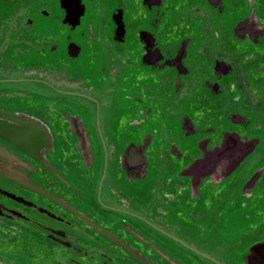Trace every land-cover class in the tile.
I'll use <instances>...</instances> for the list:
<instances>
[{
    "label": "flooded vegetation",
    "instance_id": "af4514ba",
    "mask_svg": "<svg viewBox=\"0 0 264 264\" xmlns=\"http://www.w3.org/2000/svg\"><path fill=\"white\" fill-rule=\"evenodd\" d=\"M0 264H264V0H0Z\"/></svg>",
    "mask_w": 264,
    "mask_h": 264
},
{
    "label": "water",
    "instance_id": "95a60500",
    "mask_svg": "<svg viewBox=\"0 0 264 264\" xmlns=\"http://www.w3.org/2000/svg\"><path fill=\"white\" fill-rule=\"evenodd\" d=\"M16 117V116H15ZM19 125L17 127H10V123L7 124V127H5L4 125L6 124H2L3 126L1 127V131H3V133L6 131L7 133H12V132H17L19 138H23L25 136L24 133L27 132L28 134H32V139L36 140L37 139V132L39 130V126H40V121L37 120L36 118L34 119H30V121L27 120H22L19 116Z\"/></svg>",
    "mask_w": 264,
    "mask_h": 264
}]
</instances>
